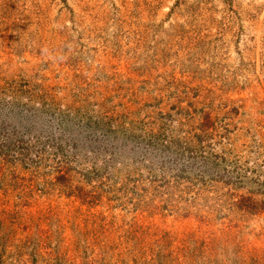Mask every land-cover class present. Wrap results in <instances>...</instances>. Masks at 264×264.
Returning <instances> with one entry per match:
<instances>
[{
  "label": "rangeland",
  "instance_id": "374dc122",
  "mask_svg": "<svg viewBox=\"0 0 264 264\" xmlns=\"http://www.w3.org/2000/svg\"><path fill=\"white\" fill-rule=\"evenodd\" d=\"M0 264H264V0H0Z\"/></svg>",
  "mask_w": 264,
  "mask_h": 264
}]
</instances>
